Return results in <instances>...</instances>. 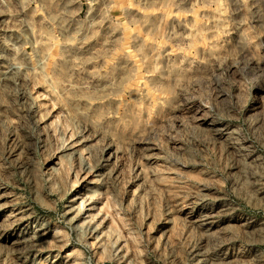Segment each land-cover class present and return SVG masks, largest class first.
I'll return each mask as SVG.
<instances>
[{"label":"rangeland","instance_id":"374dc122","mask_svg":"<svg viewBox=\"0 0 264 264\" xmlns=\"http://www.w3.org/2000/svg\"><path fill=\"white\" fill-rule=\"evenodd\" d=\"M0 264H264V0H0Z\"/></svg>","mask_w":264,"mask_h":264}]
</instances>
